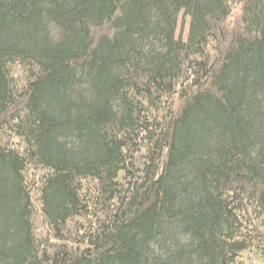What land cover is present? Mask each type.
<instances>
[{
	"label": "trees",
	"instance_id": "trees-1",
	"mask_svg": "<svg viewBox=\"0 0 264 264\" xmlns=\"http://www.w3.org/2000/svg\"><path fill=\"white\" fill-rule=\"evenodd\" d=\"M0 264H264V0H0Z\"/></svg>",
	"mask_w": 264,
	"mask_h": 264
},
{
	"label": "rangeland",
	"instance_id": "rangeland-1",
	"mask_svg": "<svg viewBox=\"0 0 264 264\" xmlns=\"http://www.w3.org/2000/svg\"><path fill=\"white\" fill-rule=\"evenodd\" d=\"M189 23L190 19L187 17H184L181 13L178 17V26L176 31L177 38H181L184 41L187 40V35L189 32Z\"/></svg>",
	"mask_w": 264,
	"mask_h": 264
}]
</instances>
